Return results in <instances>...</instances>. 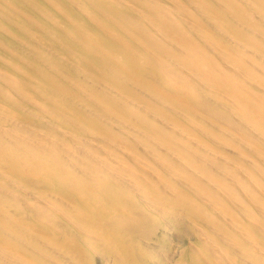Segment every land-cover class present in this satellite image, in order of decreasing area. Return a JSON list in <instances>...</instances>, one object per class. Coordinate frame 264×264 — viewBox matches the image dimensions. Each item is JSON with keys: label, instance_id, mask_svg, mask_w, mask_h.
I'll return each instance as SVG.
<instances>
[{"label": "bare ground", "instance_id": "obj_1", "mask_svg": "<svg viewBox=\"0 0 264 264\" xmlns=\"http://www.w3.org/2000/svg\"><path fill=\"white\" fill-rule=\"evenodd\" d=\"M0 264H264V0H0Z\"/></svg>", "mask_w": 264, "mask_h": 264}, {"label": "rangeland", "instance_id": "obj_2", "mask_svg": "<svg viewBox=\"0 0 264 264\" xmlns=\"http://www.w3.org/2000/svg\"><path fill=\"white\" fill-rule=\"evenodd\" d=\"M172 239H173V244L175 245V247H179V245H181L182 244V239H181V237H179V236H177V235H174L173 237H172Z\"/></svg>", "mask_w": 264, "mask_h": 264}]
</instances>
